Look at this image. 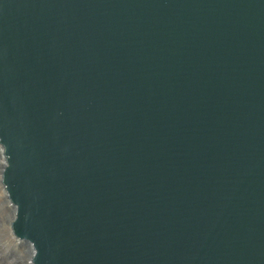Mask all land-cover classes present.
Wrapping results in <instances>:
<instances>
[{
	"label": "water",
	"instance_id": "water-1",
	"mask_svg": "<svg viewBox=\"0 0 264 264\" xmlns=\"http://www.w3.org/2000/svg\"><path fill=\"white\" fill-rule=\"evenodd\" d=\"M0 151L33 264H264V0H0Z\"/></svg>",
	"mask_w": 264,
	"mask_h": 264
},
{
	"label": "rangeland",
	"instance_id": "rangeland-1",
	"mask_svg": "<svg viewBox=\"0 0 264 264\" xmlns=\"http://www.w3.org/2000/svg\"><path fill=\"white\" fill-rule=\"evenodd\" d=\"M0 156H1V151H0ZM0 161L2 160L0 159ZM9 216H10V212L7 211L6 206L5 207L0 206V247H1L0 251L2 256L1 259L3 260L4 264H10V262H12V264L13 263L24 264L23 262V258L25 256L24 249L21 248L20 246L14 245L13 243L11 244L10 231L8 228L9 226H7V224L5 225V223L3 224L1 223L5 219L9 220Z\"/></svg>",
	"mask_w": 264,
	"mask_h": 264
},
{
	"label": "bare ground",
	"instance_id": "bare-ground-1",
	"mask_svg": "<svg viewBox=\"0 0 264 264\" xmlns=\"http://www.w3.org/2000/svg\"><path fill=\"white\" fill-rule=\"evenodd\" d=\"M4 169V166L2 164V161H0V206H3L5 207L6 206V209L8 212H10V216H9V220H3V222H1L2 224L5 223V225L7 224V226H9V231H10V239H11V244L13 243L14 245L16 246H20L21 248L24 249V253H25V256L23 258V262L24 264H33V258L35 256V251L34 249L32 248V246L30 244H27L26 242L24 241H21L19 239H17L15 236H13V234L11 233V224L13 223V221L15 220V217H16V209L15 207L12 205L10 199H9V196L5 190V187L2 183V179H3V174H2V171ZM4 217V216H3ZM8 239V238H7ZM10 244V245H11ZM13 245V246H14ZM1 248V247H0ZM3 253V252H2ZM1 251H0V264H4L3 263V260L1 259ZM16 257V256H15ZM2 260V261H1ZM10 264H12V262H10ZM15 264V263H13Z\"/></svg>",
	"mask_w": 264,
	"mask_h": 264
}]
</instances>
